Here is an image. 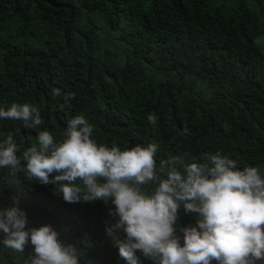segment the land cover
I'll list each match as a JSON object with an SVG mask.
<instances>
[{"label":"trees","instance_id":"16d2710c","mask_svg":"<svg viewBox=\"0 0 264 264\" xmlns=\"http://www.w3.org/2000/svg\"><path fill=\"white\" fill-rule=\"evenodd\" d=\"M13 103L36 107L43 120L25 129L0 118V143L11 133L18 156L41 131L62 142L83 115L98 145H158V171L161 160L207 163L220 153L264 172V0H0V108ZM13 198L26 230L51 225L83 253L79 264H128L106 232L119 219L111 200L70 204L59 185L0 168V208ZM178 215L183 246L181 228L196 227L198 214L181 207ZM31 254L30 242L23 254L0 245V264Z\"/></svg>","mask_w":264,"mask_h":264},{"label":"clouds","instance_id":"9594fccd","mask_svg":"<svg viewBox=\"0 0 264 264\" xmlns=\"http://www.w3.org/2000/svg\"><path fill=\"white\" fill-rule=\"evenodd\" d=\"M60 95L59 89L53 90ZM68 93L66 99H73ZM0 118L22 121L25 129L43 124L40 111L29 104L0 108ZM156 125L158 117H147ZM93 125L79 115L68 122L62 142L47 131L22 156L13 135L0 143V168L12 176L26 172L42 185H59L70 204L111 200L119 217L106 228L128 264H139L136 252L154 264H256L264 260V172L259 167L238 168L220 153L209 154L207 163H186L183 158L161 160L158 145H136L120 150L98 145ZM187 133V129L184 130ZM209 164L211 167H209ZM55 173V175H53ZM50 176L52 177L50 179ZM145 186H154L151 192ZM197 213L196 227L181 228L183 246L175 235L178 212ZM26 213L19 202L0 208V245L23 254L30 242L34 254L23 264H79L83 253L66 244L51 225L26 230ZM126 234L121 242L114 230Z\"/></svg>","mask_w":264,"mask_h":264}]
</instances>
